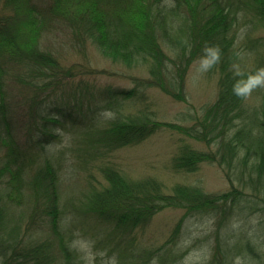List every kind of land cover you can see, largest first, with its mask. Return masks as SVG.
<instances>
[{
  "label": "trees",
  "instance_id": "obj_1",
  "mask_svg": "<svg viewBox=\"0 0 264 264\" xmlns=\"http://www.w3.org/2000/svg\"><path fill=\"white\" fill-rule=\"evenodd\" d=\"M41 1L46 5L39 7ZM252 11L264 22V0L225 5L218 0H0V264H201L185 260L188 249L180 238L186 219L197 214L215 226L205 263L264 264V217L256 223L249 218L259 210L264 214V60L256 59L253 46L256 64L247 70L233 44L251 36L247 28L239 41ZM63 34L87 63L66 64L46 45ZM90 47L123 67L144 65L150 78L134 77L131 88L100 89L98 77L113 71L91 65ZM196 58L218 71L219 89L195 125L158 120L148 104L123 110L125 99L144 100L145 88L157 84L181 98L182 71ZM16 60L19 69L13 70ZM52 77L63 88L54 99L73 96L77 112L52 107L50 93L34 95L32 88ZM254 89L261 100L251 108L246 99ZM90 93L105 102L111 116H80L81 100ZM62 125L71 130L61 148L72 153L67 158L52 147ZM78 126H83L81 141L74 136ZM163 127L217 144L210 151L181 144L172 158L176 171L193 172L204 161H218L230 187L216 192L176 182L168 190L157 177L121 173L111 154ZM62 160H71L75 173L86 171L87 193H63ZM173 207L183 213L166 240L141 245L135 230ZM77 214L91 219L94 228L73 224ZM75 230L96 236L94 247L101 251L92 260L74 243ZM116 241L123 242L122 250Z\"/></svg>",
  "mask_w": 264,
  "mask_h": 264
},
{
  "label": "rangeland",
  "instance_id": "obj_2",
  "mask_svg": "<svg viewBox=\"0 0 264 264\" xmlns=\"http://www.w3.org/2000/svg\"><path fill=\"white\" fill-rule=\"evenodd\" d=\"M241 28L242 30H240L239 33L244 36L247 28L244 27V25L241 26ZM251 36L254 38L255 43L259 42L258 46L262 43L264 44V28L255 31ZM48 38V34H44L42 41L45 42ZM246 42L251 44L248 39H246ZM46 45H51L52 49L58 52V55L62 57L66 64L88 62L86 56L82 59L80 57L81 55L73 51L69 44L68 35L66 36L63 34L60 37L52 36L51 44ZM259 48L261 53H259L258 57L262 58L264 57V49H262L261 46ZM4 56L6 58L8 55L5 54L3 57ZM88 59L93 67L113 71V75L101 74V76L98 77L97 85L100 89L107 86H112L114 89H122L124 87L131 88L135 84L134 77L150 78V74L144 65L129 68L112 63V61L102 55L96 47L89 48ZM240 61H245L244 64L241 63V65L247 67V70L251 69V67L256 64L254 54H248V51L244 50H241ZM11 64L13 70L19 69L18 60ZM207 65L208 61L204 58L192 59L186 65L181 75V81L184 82L183 86L185 93L181 98H176L172 94L165 92L162 86L157 84L156 86L145 88L144 100L143 98L125 99L123 110L125 112H135V110L142 106L144 108V105L148 104L149 109L153 112V116L158 120L177 122L182 125H195L197 123L196 117L201 115L203 110L214 102L218 95V71L210 69L208 67L209 65ZM59 83L60 79L58 77H52L49 82L41 81L38 86L32 88L33 93L34 95L38 93H50V99H52L50 105L52 107L58 104L60 107L66 108L69 113L73 111L77 112V109H72L73 104L77 103V100L74 99L73 96H68V98L59 97L58 100L54 99L55 96L63 90V88L58 89ZM95 91L98 92V89H95ZM260 100L261 95L256 89L252 90L246 99L251 108H254L252 106L256 107L259 105ZM81 101L83 109L79 111L81 117H88L90 112H92V115H101L103 118L112 115V111L105 106V102L100 100L96 94L90 93L88 96L83 97ZM101 108H103V110ZM74 115L75 113H73V116ZM18 118V115H16L14 120L16 121ZM58 130L57 132L60 134V138L52 143V147L54 148L56 146V149H54L56 151L60 150V152H62L61 150H64L62 155L67 158L71 156L72 153H65L66 149L61 148L68 143L71 130L66 125H62L61 128L58 126ZM83 133V126L75 127L74 136H76L78 141H81ZM183 143H190L192 146L206 151L215 150L217 148V144L212 139L209 143L204 140L202 141L190 137L181 131L179 132L163 127L139 142L115 150L110 157L114 164L119 165L121 170L128 176L133 178L148 176L157 177L165 184L168 190H170L176 182L199 184L208 191L216 192L226 190L230 187V183L225 177L222 166L218 161H204L200 163L199 169L193 172L176 171L172 167V158ZM89 169L95 174V179L100 177L95 167L91 166ZM62 172L64 175H62ZM62 172L60 174V184L65 195L68 196L74 193L81 195V193L84 194L89 191L90 186H87L86 178L84 177L86 171L79 168L75 173L71 160H62ZM70 174H72V177H70ZM83 183L85 184L83 185ZM182 213V209L174 207L164 209L159 212L146 227L137 228L135 230L136 240L139 239L142 243L141 245L144 246H152V244L158 245L166 240ZM263 217V212L259 210L250 214L249 218H251L253 223H256L259 218L262 219ZM71 220L72 223L77 226H89L90 228L86 227L89 230L94 228L92 220L83 215H74L71 217ZM210 224L211 221H209L206 215L197 214L186 219L180 238L184 245L183 248L188 249V254L185 258L188 262L199 261L198 263L207 264L205 262L210 256L208 241L210 238L213 239L215 237V226ZM103 227L106 228L108 226ZM75 234L76 242L74 243L85 251L92 260L95 256V252L97 250L99 252L101 251L100 248L94 247L96 236L92 232H85V230H75ZM117 242L118 241H116V243ZM117 245L118 248L122 250L123 242L117 243ZM110 258L114 259V256ZM178 264H186V262L183 260Z\"/></svg>",
  "mask_w": 264,
  "mask_h": 264
},
{
  "label": "bare ground",
  "instance_id": "obj_3",
  "mask_svg": "<svg viewBox=\"0 0 264 264\" xmlns=\"http://www.w3.org/2000/svg\"><path fill=\"white\" fill-rule=\"evenodd\" d=\"M218 2H219L220 4H222V5H225V4L228 2V0H218ZM45 5H46V4H45L44 2H42V1H41V2H38V6H39V7H43V6H45ZM176 10H178V9H176ZM248 11H249V7H248ZM252 13H253V14H252ZM14 14H18V15H19V12H18L17 10L14 9ZM260 20H261V19H260ZM262 21H263V20H261V21L257 20L256 17L254 16V12L252 11V12H249L248 21H246V23H244L243 25H244V27L249 28L250 35H252V33H254L255 31H258V30L264 28V22H262ZM24 23H25V22L22 21V24H24ZM240 30H242V28H240ZM246 31H247V30H246ZM239 37H240V38H239V41H240L241 38L243 37V35L239 33ZM258 38H260V37H258ZM247 39H248V41H250L251 44H249L248 42H246V39H244V41H242V42L235 41V42L233 43L234 46H235V48H237L238 50H244L245 47H246L245 44H247L248 46H251V48H250V47H247L245 50L248 51V54H252V55L254 54V55H255V52H254V50H253V46H254V47H256L257 50H258V52H257V56H255L256 59H257V60H259V59L264 60V57H262V58L258 57V55H259L258 53H261V50H260L259 47L261 46V48L264 49V44L262 43L260 46H258L259 43H254V38H252V36L248 37ZM257 50H255V51H257ZM170 51H171V49H170ZM88 117H89V118L92 117V113H91V112L89 113ZM44 149H49V148L46 147V148H44ZM115 166L121 171V173H123L124 175H127L125 172H123V171L121 170V168L119 167V165L115 164Z\"/></svg>",
  "mask_w": 264,
  "mask_h": 264
}]
</instances>
